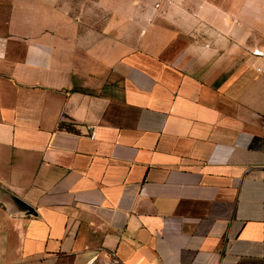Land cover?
I'll return each mask as SVG.
<instances>
[{
  "label": "crops",
  "instance_id": "1",
  "mask_svg": "<svg viewBox=\"0 0 264 264\" xmlns=\"http://www.w3.org/2000/svg\"><path fill=\"white\" fill-rule=\"evenodd\" d=\"M100 254L264 264V0H0V264Z\"/></svg>",
  "mask_w": 264,
  "mask_h": 264
},
{
  "label": "rangeland",
  "instance_id": "2",
  "mask_svg": "<svg viewBox=\"0 0 264 264\" xmlns=\"http://www.w3.org/2000/svg\"><path fill=\"white\" fill-rule=\"evenodd\" d=\"M89 6H93V4L81 3L82 8L89 7ZM101 22H102V20H101ZM90 264H119V263L116 261V259L114 257H112L109 254H100Z\"/></svg>",
  "mask_w": 264,
  "mask_h": 264
}]
</instances>
